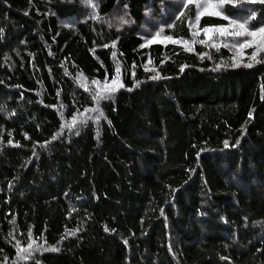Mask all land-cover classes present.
<instances>
[{
	"label": "trees",
	"instance_id": "1",
	"mask_svg": "<svg viewBox=\"0 0 264 264\" xmlns=\"http://www.w3.org/2000/svg\"><path fill=\"white\" fill-rule=\"evenodd\" d=\"M185 3L0 0V264H264V0Z\"/></svg>",
	"mask_w": 264,
	"mask_h": 264
},
{
	"label": "snow or ice",
	"instance_id": "2",
	"mask_svg": "<svg viewBox=\"0 0 264 264\" xmlns=\"http://www.w3.org/2000/svg\"><path fill=\"white\" fill-rule=\"evenodd\" d=\"M188 2H191V0H186L185 7L187 6ZM225 2H231V3H233V5H235V0H221V4H223ZM204 11H206V12L211 11V13L214 15L222 16L224 19H230L228 16H224L222 13L215 11V9L212 8L211 6H205ZM180 15H183V12H181ZM201 15H203V12H198V14L196 15V21L197 22L199 21ZM121 19H123V18H121ZM124 22L127 23V21H124ZM230 23L232 25H235L236 28L239 30L229 32L228 28L226 26H222V27H220L221 35L241 36V35L247 34L248 36H251L252 37L251 40H246L243 44L239 45L238 47L242 50L245 47L255 46L256 50L253 51L252 56H251V59L255 60L257 55L259 54V52L261 50H264V27H260V28L255 29V30H249L246 22H239L238 23L235 20H231ZM208 31H209L208 29H205L206 34L208 33ZM201 43H204V41H201ZM240 55H243L242 51L240 52ZM233 59H235V57ZM248 66H251V65L249 64ZM116 71L119 72V68H117ZM106 90L107 91H113L115 89L109 87Z\"/></svg>",
	"mask_w": 264,
	"mask_h": 264
}]
</instances>
